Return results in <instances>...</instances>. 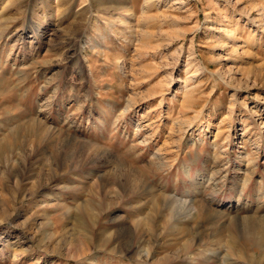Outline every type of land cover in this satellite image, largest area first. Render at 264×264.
<instances>
[{
    "label": "rangeland",
    "instance_id": "374dc122",
    "mask_svg": "<svg viewBox=\"0 0 264 264\" xmlns=\"http://www.w3.org/2000/svg\"><path fill=\"white\" fill-rule=\"evenodd\" d=\"M93 1L0 0V264H264V0Z\"/></svg>",
    "mask_w": 264,
    "mask_h": 264
},
{
    "label": "bare ground",
    "instance_id": "6f19581e",
    "mask_svg": "<svg viewBox=\"0 0 264 264\" xmlns=\"http://www.w3.org/2000/svg\"><path fill=\"white\" fill-rule=\"evenodd\" d=\"M11 1V2H10ZM74 1L75 0H47L48 4L51 6L50 8L52 9L51 11H42V13H40V17L41 19L43 20V25L42 26H46V27H53L54 29H58L60 31V39H65V40H77V38L79 37V35L81 34V32L83 31L84 27L87 25V19H86V15L89 13V10H90V7H87L86 8H79L77 10H74ZM14 2H17V0H9V3H14ZM93 4L95 7H100L102 6V3H100V1H96L94 0L93 1ZM106 4V3H103V5ZM86 5V4H85ZM6 6L3 7V9L5 8ZM109 9H113V10H116V11H119V12H126V13H129L131 10L130 8L127 6L126 4V0H116L114 2V4L112 5H109L108 7L106 6L104 8L105 11H108ZM1 13H2V10H0ZM70 20L71 23H68ZM67 24V25H66ZM63 25H66L65 27ZM46 27H42L41 29H39V38H42L44 36V30ZM24 34V33H23ZM79 39V38H78ZM64 40V41H65ZM76 44V43H75ZM66 45V44H65ZM76 48V47H75ZM217 166V165H216ZM99 167V166H98ZM185 173H186V176L189 177V167H186L185 168ZM103 173V172H102ZM210 175V174H209ZM27 177V176H26ZM15 178V177H14ZM222 178V177H221ZM220 178V179H221ZM137 179V178H136ZM216 179V178H215ZM214 179V180H215ZM246 179V178H245ZM246 181H248L246 179ZM213 182V181H212ZM107 184V183H106ZM142 184V183H141ZM224 184V183H223ZM245 182L243 183L242 185V190L245 189ZM223 186V185H222ZM143 187V186H142ZM219 187V186H218ZM221 187V186H220ZM224 187V186H223ZM192 188V187H191ZM217 188V186H216ZM215 188V189H216ZM241 188V187H240ZM239 188V189H240ZM105 189V188H104ZM146 190V189H145ZM148 191V190H147ZM216 191V190H214ZM217 192V191H216ZM241 192V191H240ZM211 193V192H210ZM218 193V192H217ZM220 193V192H219ZM243 193V191H242ZM239 194V197L237 198V202L238 204L241 205L240 201H241V194ZM257 197L258 199L260 198H264L263 194L264 192L260 189H257ZM194 195V194H193ZM198 195V194H197ZM196 195V199L198 198ZM244 195V193H243ZM238 196V194H237ZM183 199H175L174 203H176L177 201V204H179L178 206V209H182L184 206L188 207L187 203L190 202L189 205L193 204L194 205H197V202H193L192 203V199H191V194L188 190L185 191V194L184 196L182 197ZM170 198H168L169 200ZM172 199V198H171ZM174 199V198H173ZM195 198L193 199L194 201L196 200ZM198 200H200L198 198ZM213 199H211L212 201ZM209 202V201H208ZM173 203V201H172ZM199 203V201H198ZM212 203V202H211ZM246 203V202H245ZM243 204L244 207H242V209H238L237 208V212H239L240 210L242 211H245L243 213H247V208H246V204ZM260 201L257 200V204L259 205ZM205 204V203H204ZM203 204V205H204ZM207 206V205H206ZM205 206V207H206ZM212 208V207H211ZM210 208V210H211ZM174 209V208H173ZM197 207H191L189 208V210L185 211L186 213H183V215H188V214H191V216L193 215L192 214V210L198 214L196 211H197ZM208 209V208H207ZM219 210V209H218ZM174 211V210H173ZM230 211V210H228ZM200 212V211H199ZM233 212V211H232ZM177 213V212H176ZM236 213V212H235ZM219 214V213H217ZM237 214V213H236ZM239 216V215H238ZM194 217V216H193ZM144 219V218H143ZM146 219V218H145ZM240 219V218H239ZM134 227V226H133ZM263 227V226H262ZM257 228V227H256ZM260 228V227H259ZM259 235V234H258ZM257 235V236H258ZM261 238V237H260ZM262 240V239H261ZM260 245V243H259Z\"/></svg>",
    "mask_w": 264,
    "mask_h": 264
}]
</instances>
